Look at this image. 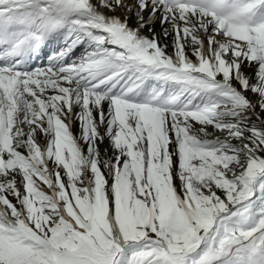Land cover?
Returning a JSON list of instances; mask_svg holds the SVG:
<instances>
[{"label":"snow or ice","instance_id":"obj_1","mask_svg":"<svg viewBox=\"0 0 264 264\" xmlns=\"http://www.w3.org/2000/svg\"><path fill=\"white\" fill-rule=\"evenodd\" d=\"M0 264H264V0H0Z\"/></svg>","mask_w":264,"mask_h":264},{"label":"rangeland","instance_id":"obj_2","mask_svg":"<svg viewBox=\"0 0 264 264\" xmlns=\"http://www.w3.org/2000/svg\"><path fill=\"white\" fill-rule=\"evenodd\" d=\"M155 31H156L157 34L161 33V28H160L159 22H157L156 25H155ZM73 131L78 133L79 132L78 126L74 125L73 126ZM209 131H211V128H209ZM216 135L220 136L221 138H223V136H224L223 133H216ZM40 139L42 140V137ZM102 148H103V146H102ZM177 183H178V181H177Z\"/></svg>","mask_w":264,"mask_h":264},{"label":"bare ground","instance_id":"obj_3","mask_svg":"<svg viewBox=\"0 0 264 264\" xmlns=\"http://www.w3.org/2000/svg\"><path fill=\"white\" fill-rule=\"evenodd\" d=\"M130 2H134V0H130ZM115 14L116 15H121V16L123 15V13L120 12V11H117ZM143 31H144V34H146V35L148 34L147 29H144ZM162 42H164V41H162Z\"/></svg>","mask_w":264,"mask_h":264}]
</instances>
